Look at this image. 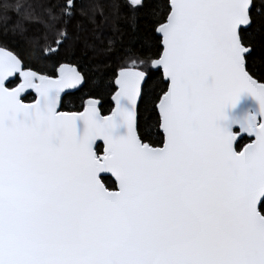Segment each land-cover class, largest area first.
Instances as JSON below:
<instances>
[{
  "label": "snow or ice",
  "instance_id": "1",
  "mask_svg": "<svg viewBox=\"0 0 264 264\" xmlns=\"http://www.w3.org/2000/svg\"><path fill=\"white\" fill-rule=\"evenodd\" d=\"M0 264H264V0H0Z\"/></svg>",
  "mask_w": 264,
  "mask_h": 264
},
{
  "label": "trees",
  "instance_id": "2",
  "mask_svg": "<svg viewBox=\"0 0 264 264\" xmlns=\"http://www.w3.org/2000/svg\"><path fill=\"white\" fill-rule=\"evenodd\" d=\"M122 24H123V28L125 29V31H123L122 34H117V38L127 41L130 39L132 34L126 30L127 29V23L122 22ZM103 31H104L105 35H111V33L109 32V30L107 28H105ZM7 43L12 47H16L18 45V43H22V41H18L17 39L11 38V36H10L9 39L7 40ZM76 51H77V54H80L81 52H86L88 57H91V55H92L91 50L85 49L83 44H79L76 48ZM95 63H96V60L94 57H92L90 67L93 68V77H92L93 79H95V75H96ZM49 71H53L51 66H49ZM90 90H93L91 83H89V85L85 86L84 88H80L79 91L76 90L74 92H71L70 96H65L64 97L65 106L61 110H69V109H71L73 111L77 110V106L80 103L79 98ZM32 99H33V95L29 94L25 97L24 101H30ZM111 107H112V102L110 100V96H105L101 102L102 114L108 113L109 110L111 109ZM243 142L244 143L247 142V137H245V140Z\"/></svg>",
  "mask_w": 264,
  "mask_h": 264
},
{
  "label": "water",
  "instance_id": "3",
  "mask_svg": "<svg viewBox=\"0 0 264 264\" xmlns=\"http://www.w3.org/2000/svg\"><path fill=\"white\" fill-rule=\"evenodd\" d=\"M66 91H68L69 93L76 91V89H67ZM33 95V99L30 101H24L25 103H30L34 100V93H29ZM28 94V95H29ZM111 100V98H110ZM112 102V101H111ZM114 106L113 102H112V107ZM255 108V101L252 100L250 97L248 96H244L242 97V99L240 100L239 104L237 105V108L235 109V112L238 114H244L245 112H249L254 110ZM111 110V109H110ZM110 110L108 113L103 114V115H108L110 113ZM246 143V142H245Z\"/></svg>",
  "mask_w": 264,
  "mask_h": 264
}]
</instances>
